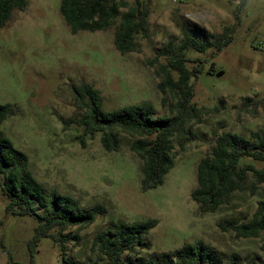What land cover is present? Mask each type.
I'll return each instance as SVG.
<instances>
[{
    "label": "rangeland",
    "instance_id": "rangeland-1",
    "mask_svg": "<svg viewBox=\"0 0 264 264\" xmlns=\"http://www.w3.org/2000/svg\"><path fill=\"white\" fill-rule=\"evenodd\" d=\"M125 1L134 5L135 0ZM139 1L148 11L149 29L137 36L136 50L128 54L114 48L117 24L105 31L72 33L60 15V0H28L25 10H14L0 28V104L16 108L0 130L28 156L31 172L46 189L72 196L83 209L99 204L104 210L90 226L65 232L77 240L65 244L63 252L59 244L41 239L31 260L27 245L38 220L6 214L7 199L0 192V264H105L91 250L94 236L118 221L131 225L149 220L157 224L143 247L125 256L127 264H141L138 259L170 254L199 240L225 262L234 257L237 264H257L264 256L263 237L236 238L219 227L223 220L250 219L264 201V184L235 193L229 205L214 213H201L190 197L196 166L215 136L264 131V0L242 5L239 0ZM126 10L121 8V14ZM183 26L192 28L197 39L226 32L230 42L220 52H186L188 68L203 69L191 81L192 103L202 109L201 118L188 123L192 135L183 148L172 141L174 166L162 185L143 191L142 162L130 150L135 137L114 130L119 148L106 151L101 134L89 137L74 123L65 124L76 113L73 88L91 85L98 90L105 111L146 101L156 116H168L173 98L160 90L158 69L166 59H154L169 41L179 44ZM244 98L262 104L243 111Z\"/></svg>",
    "mask_w": 264,
    "mask_h": 264
},
{
    "label": "trees",
    "instance_id": "trees-1",
    "mask_svg": "<svg viewBox=\"0 0 264 264\" xmlns=\"http://www.w3.org/2000/svg\"><path fill=\"white\" fill-rule=\"evenodd\" d=\"M240 5L245 0H239ZM28 0H0V28L11 19L14 10L24 11ZM126 8V12H120ZM60 15L72 33L105 31L117 24L113 37L114 48L120 54L134 52L137 36H145L149 29L148 11L143 2L130 5L125 0H60ZM179 44L171 41L157 52L156 58H165L159 64L163 93L173 98L168 105V116H156L154 106L146 101L126 105L110 111L103 110L100 92L91 85L74 87L76 113L67 122L83 129V135L93 137L101 134L100 143L106 151H116L119 139L114 130L127 133L135 139L130 150L141 160V189L152 190L162 185L164 177L174 166V146L179 148L188 142L190 121H199L202 109L192 103V78L202 74V68L190 70L186 52L205 53L208 50L220 52L230 42L226 32L220 35H201L197 39L192 28L181 27ZM209 72L213 71L211 65ZM262 101L244 98L240 109L254 111ZM16 113L10 104H0V125ZM249 162L247 163L246 161ZM264 131H252L249 135L224 132L214 139L210 152L202 157L196 166V187L190 197L201 213H214L229 205L235 193L249 188L256 189L264 184ZM250 176V177H249ZM250 178V179H249ZM0 192L7 199L6 214L13 217L31 216L38 220L33 237L28 242L30 259L41 239L47 238L64 245L77 240L69 228H86L103 214L99 204L83 209L80 202L67 194H60L54 188L46 189L30 170L28 156L17 150L0 130ZM155 220L126 225L118 221L112 227L94 236L91 250L98 261L105 264H127L126 255H133L143 247V239L156 226ZM219 227L231 230L236 238H264V201H259L254 213L246 222L223 220ZM264 252V245L261 246ZM234 257L225 262L212 247L199 240L184 244L172 253L160 254L149 260L138 259L141 264H237ZM7 264H11L9 261ZM257 264H264V256Z\"/></svg>",
    "mask_w": 264,
    "mask_h": 264
},
{
    "label": "water",
    "instance_id": "water-1",
    "mask_svg": "<svg viewBox=\"0 0 264 264\" xmlns=\"http://www.w3.org/2000/svg\"><path fill=\"white\" fill-rule=\"evenodd\" d=\"M221 76H222V73L221 72L216 74V77L217 78H220Z\"/></svg>",
    "mask_w": 264,
    "mask_h": 264
}]
</instances>
